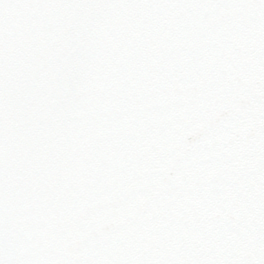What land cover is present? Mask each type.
<instances>
[{
    "label": "snow or ice",
    "instance_id": "6c2138e0",
    "mask_svg": "<svg viewBox=\"0 0 264 264\" xmlns=\"http://www.w3.org/2000/svg\"><path fill=\"white\" fill-rule=\"evenodd\" d=\"M0 264H264V0H0Z\"/></svg>",
    "mask_w": 264,
    "mask_h": 264
}]
</instances>
